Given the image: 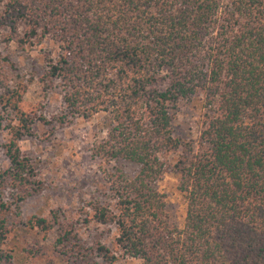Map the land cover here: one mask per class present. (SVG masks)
<instances>
[{
	"label": "trees",
	"instance_id": "trees-1",
	"mask_svg": "<svg viewBox=\"0 0 264 264\" xmlns=\"http://www.w3.org/2000/svg\"><path fill=\"white\" fill-rule=\"evenodd\" d=\"M0 33L22 48L51 37L59 50L47 58L46 77L63 87L67 112L106 114L94 155L138 166L132 176L103 169L107 199L85 202V223L113 225L117 251L141 264H264V0H0ZM4 64L0 54L9 161L0 170V246L12 205L41 186L19 142L45 121L21 110L23 94ZM189 104L205 108L195 140L173 130V110ZM170 171L186 204L180 228L169 224L155 187ZM55 224L60 257L117 260L100 240L74 250L77 233L57 215L22 225L47 233ZM11 251L0 247V264H26Z\"/></svg>",
	"mask_w": 264,
	"mask_h": 264
},
{
	"label": "rangeland",
	"instance_id": "rangeland-1",
	"mask_svg": "<svg viewBox=\"0 0 264 264\" xmlns=\"http://www.w3.org/2000/svg\"><path fill=\"white\" fill-rule=\"evenodd\" d=\"M20 30H23V26H20ZM6 32L7 29L2 30V33ZM58 50V45L48 36L22 48L13 41H6L4 34L0 33V54L8 57V64L3 65L2 71L7 75L9 85L18 87L23 94L21 110L26 113L35 112L45 118V121H36L33 134L19 142L22 152L34 161L36 179L40 180L41 186L17 205H12L8 214L10 232L0 247L3 252L8 250L11 253V249L20 251L26 256V264H79L80 258L77 259L75 253L68 251L60 257L53 251L58 247L55 240L56 224L47 233L39 231L37 227L22 225L35 217H44L53 222V216L57 215L60 220L72 223L77 233L74 250L81 247L83 251L94 241L100 240L117 255L114 264H141V260L117 251L113 243V225L84 221L85 202L107 199V181L103 169L113 171L118 168L125 175L132 176L138 166L123 159L107 163L94 155V145L107 133L103 126L106 114L96 113L85 120L67 112L63 87L57 79L46 77L47 58L55 57ZM204 111L205 108L191 104L173 110L174 135L195 140ZM60 115L64 117L63 122L56 120ZM3 141L4 134L0 133V170L9 166L1 147ZM178 181L179 177L170 171L155 182V187L162 195L169 224L180 228L186 204L177 189ZM3 264L22 263L13 259Z\"/></svg>",
	"mask_w": 264,
	"mask_h": 264
}]
</instances>
